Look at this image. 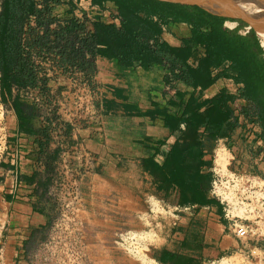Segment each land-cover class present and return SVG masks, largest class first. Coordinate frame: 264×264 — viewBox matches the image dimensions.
I'll return each mask as SVG.
<instances>
[{"label": "trees", "instance_id": "1", "mask_svg": "<svg viewBox=\"0 0 264 264\" xmlns=\"http://www.w3.org/2000/svg\"><path fill=\"white\" fill-rule=\"evenodd\" d=\"M88 15L74 14V0H1L0 4V95L12 109L18 132L33 138L37 155L44 164L42 188L51 182L58 149L50 148V125L53 120L35 124L38 107L26 101L20 89L32 90L46 99L43 78L30 57H52L62 74L73 69L91 82L96 59L113 60L119 66L138 62L145 70L161 66L162 82L172 90L166 104L154 107L150 116L159 117L176 140L164 152L163 162L152 163L155 171L175 189V204L218 203L208 197L211 181V151L214 141L233 132L237 119L231 118L229 102L242 97L255 105L264 142V50L259 36L241 19L208 12L196 5L160 0H86ZM62 3L70 6L71 16L53 15ZM110 10L118 22L110 21L104 11ZM33 17L37 27H29L22 41L24 24ZM235 22L233 28L226 22ZM170 22L186 23L190 36L180 44H169L162 33ZM213 70H217L213 73ZM219 78L242 83L235 94L222 88L212 97L203 90ZM18 90L14 91L13 87ZM169 167V169H167ZM153 257L160 264H192L190 257L162 250Z\"/></svg>", "mask_w": 264, "mask_h": 264}, {"label": "crops", "instance_id": "2", "mask_svg": "<svg viewBox=\"0 0 264 264\" xmlns=\"http://www.w3.org/2000/svg\"><path fill=\"white\" fill-rule=\"evenodd\" d=\"M105 12L111 13L105 10L104 16ZM53 15L69 18L72 15L70 6L66 3L57 5ZM235 24L227 22L229 27ZM189 36V27L183 22H170L162 33V37L174 46L180 44L181 38ZM95 64L91 82L100 117L91 126L79 129L68 141L79 156L86 153L93 156L87 170L75 162L82 174L88 221L95 218L102 223L110 222L121 213L137 216L144 208L145 198L151 194L168 201L172 198L175 202V189L163 181L152 165L163 162L164 152L176 140L159 117L150 116L154 107L164 106L167 97L173 93L163 85V68L157 66L145 70L138 62L119 66L113 60L104 59H96ZM35 66L38 78H43L46 97L43 100L38 96L40 102H36L35 124L40 126L45 123L46 116L51 118V100L64 92L68 80L64 75L55 74L53 70L57 67L45 59ZM225 85V78H219L203 90V95L212 97L222 88L231 92ZM229 105L238 115L237 110H246L251 103L237 97ZM237 120L239 123L233 132L220 138L226 141L235 160L243 161L241 169L256 165L258 171L264 173V142L258 137L261 127L241 115ZM49 147L53 148L51 143ZM17 149L20 154L14 160L12 155ZM37 151L36 142L18 132L14 120L9 131L7 154L0 162V264H30L32 248L46 236L55 215L54 203L48 196L49 183L45 188L40 186L44 164ZM209 152L205 154L206 159H210ZM225 227L220 208L212 204L201 205L181 216L178 235L164 239L162 247L165 251L190 257L193 264H203L205 260L230 253L238 247V241ZM253 262L264 264V255L255 257Z\"/></svg>", "mask_w": 264, "mask_h": 264}, {"label": "built area", "instance_id": "3", "mask_svg": "<svg viewBox=\"0 0 264 264\" xmlns=\"http://www.w3.org/2000/svg\"><path fill=\"white\" fill-rule=\"evenodd\" d=\"M74 2L76 5L74 14L77 17L88 15L86 0ZM105 16L110 21L117 20L109 12H105ZM225 26L233 28L229 27L227 22ZM29 27L41 31L40 27L36 26L35 19L31 17L24 24L22 41H25L26 30ZM249 29L250 26H246L243 32ZM30 51L34 64H39L44 59L50 64L54 63L52 57L44 58L35 50L30 49ZM216 71L213 70V73ZM53 72L64 75L68 80L64 92L58 98L51 100L50 107V116L53 118L50 125V143L53 148L58 149V158L48 196L54 202L55 215L46 236L32 248L30 264H110L104 253L111 247L126 251L139 260L140 264H160L148 251L149 245L141 249L145 236L136 228L118 229L109 245L93 239L90 235L85 195L81 185L82 174L75 162L87 170L93 156L88 153L83 157L79 156L68 141L77 134L79 129L87 128L98 121L100 112L96 106V93L92 82L84 79L82 73L76 69L62 74V71L56 68ZM225 80V87L231 91L230 93L235 94L241 83L235 82L232 78H225ZM13 88L14 91L18 90L16 86ZM19 91L26 99L33 100L35 103L40 102L32 90L20 89ZM169 91L172 92V90ZM237 114L243 117L241 109L237 110ZM238 115L232 111L231 118L238 119ZM13 123L12 109L2 102L0 95V162L7 154L9 131ZM220 151H223L222 157L218 154ZM19 154L20 151L17 149L12 159L16 160ZM209 155L211 166L208 171L211 172L212 177L208 197L218 203L221 219L225 222V230L238 241L239 245L230 253L205 261L208 264H235L234 259L241 257L243 261L252 263L255 257L264 255V173L233 167L235 155L222 138L215 141ZM200 206L175 204L173 210L182 216Z\"/></svg>", "mask_w": 264, "mask_h": 264}, {"label": "rangeland", "instance_id": "4", "mask_svg": "<svg viewBox=\"0 0 264 264\" xmlns=\"http://www.w3.org/2000/svg\"><path fill=\"white\" fill-rule=\"evenodd\" d=\"M257 112L255 105L251 103L250 108L247 107L246 110L242 111V114L248 121L258 123ZM255 149L259 150L257 147ZM232 166L241 168L243 166V161L239 163L236 159L232 162ZM251 170L258 171L256 165H253ZM145 199L146 201L143 202L144 208L137 216L132 217L129 213H121L110 222L102 223L95 218L89 220L88 228L90 235L93 239L109 245L118 229L125 230L136 228L142 231V235L145 236L144 241L141 243V249L149 245L148 251L152 256L156 252H161L164 250L162 247V243L165 241L164 239L178 235L176 232L179 231L181 215L174 212L173 206L175 203L172 201V198L168 201L162 199L158 195L151 194ZM104 254H106L108 258L107 262L110 264H140L139 260L126 251H121L116 248L111 247L110 250L106 251ZM234 262L235 264H254V262L247 263L243 261L241 257H236ZM203 264L208 263L205 261Z\"/></svg>", "mask_w": 264, "mask_h": 264}, {"label": "water", "instance_id": "5", "mask_svg": "<svg viewBox=\"0 0 264 264\" xmlns=\"http://www.w3.org/2000/svg\"><path fill=\"white\" fill-rule=\"evenodd\" d=\"M185 5H196L210 13L237 18L250 26V21L264 24V0H160ZM256 32L255 28L252 27ZM257 34V32H256ZM258 35V34H257Z\"/></svg>", "mask_w": 264, "mask_h": 264}, {"label": "bare ground", "instance_id": "6", "mask_svg": "<svg viewBox=\"0 0 264 264\" xmlns=\"http://www.w3.org/2000/svg\"><path fill=\"white\" fill-rule=\"evenodd\" d=\"M250 26L251 27H254L257 34L260 36V42H261V45L264 49V24H260V23H256L254 21H250ZM223 151H220L218 152L219 156L222 157L224 154L222 153Z\"/></svg>", "mask_w": 264, "mask_h": 264}]
</instances>
